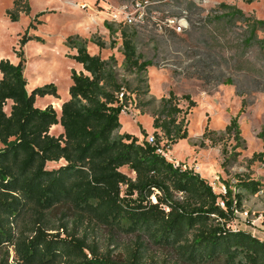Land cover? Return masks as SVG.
Instances as JSON below:
<instances>
[{
	"label": "trees",
	"instance_id": "16d2710c",
	"mask_svg": "<svg viewBox=\"0 0 264 264\" xmlns=\"http://www.w3.org/2000/svg\"><path fill=\"white\" fill-rule=\"evenodd\" d=\"M29 12L27 0H13L6 14L16 22ZM211 13L229 24L243 23V45L264 50V19L223 3ZM121 36L127 71L140 75L153 66L141 62L126 31ZM27 39L19 40L20 48ZM66 45L76 50L72 58L85 74L72 72L69 99L59 115L50 106L35 107L36 96L57 94L52 84L26 91L22 52L16 65L0 60V248L13 247L14 264H147V249L153 247L182 264H264V242L228 226L245 195L257 194L261 183L235 175L224 183L225 194L217 195L194 170L174 165L158 152L187 139L172 92L152 116L154 145L126 133L115 136L122 108L116 95L123 89L127 101L128 91L109 61L87 52L85 40L69 37ZM181 99L193 106L188 96ZM56 125L62 128L57 137L49 134ZM225 133L235 140V149L242 146L236 118ZM258 138L262 150L252 155L248 167L264 164V125ZM206 140L211 146L220 141L208 128L202 135ZM235 149L228 155L223 151V168L237 160ZM61 161L63 165L47 169ZM234 187L238 193L233 194ZM94 228L109 235L113 248L128 239L125 256L99 254L98 243H90L87 234Z\"/></svg>",
	"mask_w": 264,
	"mask_h": 264
},
{
	"label": "rangeland",
	"instance_id": "374dc122",
	"mask_svg": "<svg viewBox=\"0 0 264 264\" xmlns=\"http://www.w3.org/2000/svg\"><path fill=\"white\" fill-rule=\"evenodd\" d=\"M12 1L0 0V60L16 65L17 55L22 52L28 93L50 84L55 87L57 97L51 94L35 97L37 108L50 106L59 115L61 105L69 99L72 72L84 73L81 64L72 58L76 50L67 47V38L78 36L85 40L87 52L109 61L119 85L130 95L127 115L119 117L120 126L114 135L126 133L138 137L139 142L155 137L152 116L161 111V99L168 98L172 92L176 97L172 105L182 110L177 122L186 128L187 139L162 151V155L174 165L193 169L217 195L225 194L224 183L235 175H249L261 183L257 194L245 195L228 226L264 241V164L248 167L252 155L262 150L258 134L264 125V50L256 45H243V23L229 24L211 18V12L223 3L240 9L247 17L264 19V0H175L173 5L177 9L187 11L188 28L182 34L166 28L158 31L154 23L128 28L108 21L107 14L113 7L131 0H27L30 12L20 14L16 22H11L6 14L12 8ZM188 3L193 6L188 7ZM79 4L86 7L78 8ZM177 9L168 11L169 15L177 14ZM159 10L156 17L163 21L165 13ZM124 31L131 36L141 62L150 61L153 65L140 75L123 66L121 34ZM22 38L28 39L20 48ZM97 42L103 46L101 50ZM183 96H188L193 106L182 100ZM9 105L5 107L6 113ZM234 118L242 140V146L237 149L233 137L225 133ZM53 128L50 135L57 137L62 129L60 125ZM205 128L219 138L215 146L207 140L202 142ZM156 132L161 137V132ZM164 142H160V147ZM234 149L239 153L237 160L223 168V151L228 155ZM63 164V161L48 164L47 169ZM121 172L134 178L127 168ZM235 193L238 190L234 187ZM87 234L90 243H98L99 254L125 256L123 246L129 244L128 239L120 243L123 246L113 248L105 231L94 228ZM147 255V264H182L166 250L148 248ZM87 257L90 258L89 253ZM15 259L13 247L0 248V264H14Z\"/></svg>",
	"mask_w": 264,
	"mask_h": 264
},
{
	"label": "built area",
	"instance_id": "2783aa9c",
	"mask_svg": "<svg viewBox=\"0 0 264 264\" xmlns=\"http://www.w3.org/2000/svg\"><path fill=\"white\" fill-rule=\"evenodd\" d=\"M175 0H131L129 3H124L113 7L107 14L108 21L116 25H122L127 27H144L149 23H154L158 31L162 29H168L174 34H182L188 28L187 11L185 9H177L173 3ZM172 5H171V4ZM177 4V3H176ZM86 5L79 4L78 8H85ZM159 9H162L160 11ZM166 9V11L164 10ZM172 9H177L178 12L175 15H169ZM157 10L159 13H165L163 21L157 19ZM125 91L122 89L117 98L119 103L122 105L120 116L127 115V111L130 107V97L127 101H124ZM126 96L128 93H126ZM149 145L155 144L153 136L148 137L145 140ZM159 153L162 150H158ZM162 154V153H161ZM190 169V168H189ZM193 170V169H192ZM225 193V188H224ZM220 207H223V203H219ZM264 242V241H263Z\"/></svg>",
	"mask_w": 264,
	"mask_h": 264
},
{
	"label": "crops",
	"instance_id": "0c3cea01",
	"mask_svg": "<svg viewBox=\"0 0 264 264\" xmlns=\"http://www.w3.org/2000/svg\"><path fill=\"white\" fill-rule=\"evenodd\" d=\"M75 56V55H74ZM84 72V71H83ZM36 107V106H35ZM57 126V125H56ZM53 127H55V126H53ZM50 128V130H49V134H50V131H51V129L53 130L54 128ZM62 129V128H61ZM119 135H122V134H117V136H119ZM138 138V137H137Z\"/></svg>",
	"mask_w": 264,
	"mask_h": 264
},
{
	"label": "bare ground",
	"instance_id": "6f19581e",
	"mask_svg": "<svg viewBox=\"0 0 264 264\" xmlns=\"http://www.w3.org/2000/svg\"><path fill=\"white\" fill-rule=\"evenodd\" d=\"M59 107V106H58Z\"/></svg>",
	"mask_w": 264,
	"mask_h": 264
}]
</instances>
